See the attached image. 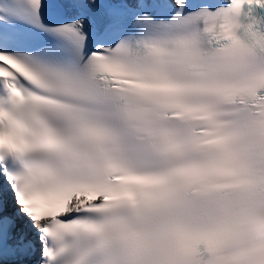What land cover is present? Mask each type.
<instances>
[{
	"label": "snow or ice",
	"instance_id": "1",
	"mask_svg": "<svg viewBox=\"0 0 264 264\" xmlns=\"http://www.w3.org/2000/svg\"><path fill=\"white\" fill-rule=\"evenodd\" d=\"M0 264H264V0H0Z\"/></svg>",
	"mask_w": 264,
	"mask_h": 264
}]
</instances>
